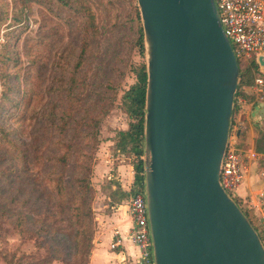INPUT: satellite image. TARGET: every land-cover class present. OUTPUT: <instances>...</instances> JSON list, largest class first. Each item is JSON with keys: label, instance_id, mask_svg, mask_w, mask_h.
I'll return each instance as SVG.
<instances>
[{"label": "water", "instance_id": "water-1", "mask_svg": "<svg viewBox=\"0 0 264 264\" xmlns=\"http://www.w3.org/2000/svg\"><path fill=\"white\" fill-rule=\"evenodd\" d=\"M136 1L152 264H264L258 233L219 179L240 70L215 2Z\"/></svg>", "mask_w": 264, "mask_h": 264}, {"label": "rangeland", "instance_id": "rangeland-1", "mask_svg": "<svg viewBox=\"0 0 264 264\" xmlns=\"http://www.w3.org/2000/svg\"><path fill=\"white\" fill-rule=\"evenodd\" d=\"M85 1L95 16L97 30L91 38L79 73L81 84L77 92L66 99V92L61 88L78 53L83 34L80 17L72 15L66 18L54 15L42 0H0V50L7 37L15 33L12 39L15 54L18 56L17 63L10 66L8 71L14 76L13 79L18 83L20 91L31 90L33 94L26 112L18 115L16 111L8 117L7 122L10 130L16 132L18 138L23 140L28 148L39 124L40 112L45 107L55 104L64 111L69 108L74 117L81 119L84 115H90L95 107L100 105L99 98L106 85L117 83L119 87H126L131 82L127 74V62L129 59H137L134 46L135 29L138 24L136 9L139 13L137 1ZM18 11L21 12L22 26L10 33V29L15 27L12 18L15 14L18 15ZM139 22L142 26L140 13ZM144 59L146 62L145 54ZM239 67L241 71H247L244 64L240 63ZM248 72L252 79L253 71L249 69ZM3 80L4 78L0 76V95ZM110 92L108 90L106 95ZM245 96L248 103L249 94L245 93ZM257 104L264 108V101L259 100ZM244 108L249 111L247 123L250 122L249 127L245 126L244 135L248 136V130L251 128L255 139L258 132L264 133V116L262 123L256 122L258 108L248 104ZM85 117L76 129L70 125L62 133V136H72L73 139L71 142L73 153L64 170L67 189L64 201L70 197L73 167L75 160L78 159V154L76 155L74 151L87 149L81 147L88 140L82 137ZM127 123L128 118L121 107V100L117 99L102 117L97 142H90L93 144L89 161L93 234L86 264H89L94 240L100 231L102 214H111L117 206L109 205L105 181L112 177L110 172H116L118 162H131L130 157L117 151L114 144L111 146L107 144L119 129L127 127ZM247 123L245 121V125ZM51 130L52 128H45V134ZM244 137L239 138V141L243 142ZM41 145L45 147L47 144ZM2 148L0 143V151ZM258 162L261 167L264 166V158ZM261 167L258 173L260 177H264L260 172ZM12 168L13 165L8 167L5 162L0 163V172L3 174L0 175V264H83L79 262L80 256L77 257V261H71L65 255L66 243L73 231L69 211L66 208L64 211L55 208L49 201L48 192L32 162H28L27 171L19 168L17 173L19 175L16 178L9 174ZM13 194L17 195L14 196L16 201H9ZM230 194L233 195V192ZM25 198L27 202L21 203ZM18 215L23 216L25 221L16 224ZM42 226L55 239L49 238L47 233L39 234Z\"/></svg>", "mask_w": 264, "mask_h": 264}, {"label": "trees", "instance_id": "trees-1", "mask_svg": "<svg viewBox=\"0 0 264 264\" xmlns=\"http://www.w3.org/2000/svg\"><path fill=\"white\" fill-rule=\"evenodd\" d=\"M48 7L50 12L57 16H79L81 19L82 36L79 44L77 55L74 57L72 67L69 70L68 76L64 82L61 90L66 92L69 99L80 86L79 73L83 66V61L91 41L97 30L95 23V16L85 0H42ZM136 9V8H135ZM136 20V38L135 49L137 59H129L127 62V74L131 82L126 87H119V84H108L99 99L100 105L95 107L90 115H84V131L82 137L88 138L87 142L83 143L82 148L86 150L74 151L78 156L73 167V176L71 180V192L67 201H64L67 189L65 186L64 170L67 166L68 159L73 153L71 147L72 136H62L63 131L70 125L76 129L82 118H76L72 114V110L66 108V111L61 110L57 105L52 104L45 107L40 112L39 124L37 125L31 139L30 147H26L23 140L19 139L16 132L10 130L7 119L10 115L18 111V115L26 112L28 105L31 103L33 94L31 90L20 91L18 83L14 80V76L9 73L8 68L15 66L17 63V54L13 48L14 40L12 39L15 33L7 37L0 50V76L4 78L3 89L0 95V143H2V150L0 151V163H6L8 167L13 168L9 171L10 176L15 178L19 175V168L27 171L28 162L34 164L37 169V174L41 182L48 192L49 201L55 205V208H60L64 211L66 208L69 211L71 225L73 231L66 243L65 255L71 261H77L80 256V261L86 264L88 255L90 253L91 238L93 234L92 219L93 210L91 206L92 186L89 180V161L93 152V144L90 142H97L98 127L102 117L107 114L111 105L115 100H121V107L123 108L126 117L128 118L127 128L117 131L114 137L115 148L125 153L130 157L133 166V189L124 190L118 183L115 177L106 179V187L108 189L109 205L120 204L124 202L128 196L137 189H142L144 178V114H145V94H146V62L144 59L145 47L142 26L139 22V13L135 11ZM12 23L15 25L10 29V33L16 31L21 25V12L14 15ZM12 77V81L11 80ZM251 76L246 71L239 72V81L237 90L234 96L233 115L237 111L236 99L243 94L242 87L250 83ZM108 90L110 94L106 95ZM245 95V94H244ZM250 96H248V99ZM70 105V104H69ZM70 110V112H69ZM45 128H52V130L45 134ZM41 144H47L45 147ZM49 145V146H48ZM254 149L257 153L264 155V133L258 132L254 139ZM88 146V147H87ZM31 152V154H30ZM0 175H3L0 172ZM20 190V189H18ZM17 190V191H18ZM15 194L8 200L16 201ZM28 199L30 197H27ZM27 198L21 203L27 202ZM234 200L239 205L237 197ZM65 204V205H64ZM240 206V205H239ZM246 217L249 219L256 232L258 233L263 245L264 235L251 216L250 212L244 207L240 206ZM25 221L21 215L16 217V224ZM24 223V222H23ZM45 227H40L39 234H46ZM49 238L53 236L47 233Z\"/></svg>", "mask_w": 264, "mask_h": 264}, {"label": "built area", "instance_id": "built-area-1", "mask_svg": "<svg viewBox=\"0 0 264 264\" xmlns=\"http://www.w3.org/2000/svg\"><path fill=\"white\" fill-rule=\"evenodd\" d=\"M214 2L219 22L232 47L238 66L241 63L247 70L253 71L251 82L244 85L250 96L247 104L258 108L255 121L262 123L261 107L257 102L264 101V0H214ZM235 104L237 111L233 119L231 116L228 141L219 174L221 186L233 199L243 181L248 164L262 157V154L255 151L253 143L244 137L246 125L243 117L247 112L239 97ZM242 136L244 141L240 142L239 138ZM260 172L264 175V166ZM133 187L132 183L128 190ZM230 192H233V195ZM124 202L131 221L127 239L139 251L135 264H152V243L143 187L141 190L136 188ZM119 242L120 240H113L110 248L115 249L120 245Z\"/></svg>", "mask_w": 264, "mask_h": 264}, {"label": "crops", "instance_id": "crops-1", "mask_svg": "<svg viewBox=\"0 0 264 264\" xmlns=\"http://www.w3.org/2000/svg\"><path fill=\"white\" fill-rule=\"evenodd\" d=\"M242 91L243 94L238 97L241 99L242 106L244 107L247 105L245 102L246 96L244 95L247 93L245 86L242 87ZM246 112L243 118L247 123L249 111L246 110ZM249 124L250 122L246 126L249 127ZM248 131L249 135L244 136L254 144L251 128ZM115 135H112V138L108 140V145L114 144ZM261 158H264V155ZM259 167L261 166L258 160L248 164L243 181L236 190V197L239 205L250 212L264 235V177L259 176ZM115 170L116 172H110V175L117 179L124 190H128V187L133 183V166L131 162H118ZM100 222V231L94 240L89 264H135L139 251L127 239L131 221L126 205L117 204L116 210L112 211L111 214H102ZM113 240H120V245L115 249L110 248V243Z\"/></svg>", "mask_w": 264, "mask_h": 264}]
</instances>
